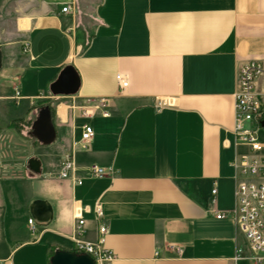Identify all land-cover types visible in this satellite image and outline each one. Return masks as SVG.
<instances>
[{
    "label": "crops",
    "instance_id": "obj_1",
    "mask_svg": "<svg viewBox=\"0 0 264 264\" xmlns=\"http://www.w3.org/2000/svg\"><path fill=\"white\" fill-rule=\"evenodd\" d=\"M0 51V264L81 254L75 238H97V201L113 264H253L234 219L216 214L237 205V69L264 59V0H0ZM69 65L77 91L54 92ZM86 101L109 115L81 117ZM45 106L50 144L30 135ZM26 116L28 131L14 123ZM66 154L82 184L59 177Z\"/></svg>",
    "mask_w": 264,
    "mask_h": 264
},
{
    "label": "built area",
    "instance_id": "obj_2",
    "mask_svg": "<svg viewBox=\"0 0 264 264\" xmlns=\"http://www.w3.org/2000/svg\"><path fill=\"white\" fill-rule=\"evenodd\" d=\"M71 9L70 4L62 7L63 12ZM122 87L127 85L124 75L117 74ZM234 127L233 136L237 146L245 147L247 152L233 165L238 169L240 181L236 188L237 205L231 211L218 212L217 218L231 217L242 231L251 251L250 260L253 264H264V59H248L241 62L237 69V90L234 94ZM169 103L159 100L157 106ZM102 101L96 108H103V116L109 112ZM94 115L91 108L84 107L81 117L90 118ZM94 136V128L90 123H83L81 140L86 148ZM89 173L93 176L106 174L104 167L90 165ZM76 166L72 154H66L62 160L59 177L73 178L76 184H82L79 177H74ZM213 193L216 189L212 190ZM94 218L98 223L97 238L94 241L75 238V250L88 254L102 264H113L116 259L114 251L106 242L107 225L103 222L104 212L101 202L93 206ZM77 235L84 231L85 218L83 208L77 207ZM33 223V218L29 219ZM239 251V250H238Z\"/></svg>",
    "mask_w": 264,
    "mask_h": 264
},
{
    "label": "water",
    "instance_id": "obj_3",
    "mask_svg": "<svg viewBox=\"0 0 264 264\" xmlns=\"http://www.w3.org/2000/svg\"><path fill=\"white\" fill-rule=\"evenodd\" d=\"M2 65V54L0 51V67ZM79 86V76L72 66L65 67L58 79L51 85V89L56 92L63 90L71 94L75 93ZM264 123V121H263ZM30 135L43 144H50L56 138V130L52 122V114L49 106L41 107L34 119ZM27 167L35 174L42 172V162L37 157L27 160ZM52 264H95L92 257L85 253H75L72 251H58L52 257Z\"/></svg>",
    "mask_w": 264,
    "mask_h": 264
},
{
    "label": "trees",
    "instance_id": "obj_4",
    "mask_svg": "<svg viewBox=\"0 0 264 264\" xmlns=\"http://www.w3.org/2000/svg\"><path fill=\"white\" fill-rule=\"evenodd\" d=\"M14 123L17 125L18 124L21 125L24 130L28 131L29 126L31 124V119H30V117L26 116V117H23L21 119L15 120Z\"/></svg>",
    "mask_w": 264,
    "mask_h": 264
},
{
    "label": "rangeland",
    "instance_id": "obj_5",
    "mask_svg": "<svg viewBox=\"0 0 264 264\" xmlns=\"http://www.w3.org/2000/svg\"><path fill=\"white\" fill-rule=\"evenodd\" d=\"M96 102H93V104H91V102H89V101H86V103L84 104L87 108L90 106V104L91 105H93V106H91V107H89V108H91V109H93V108H96V106H97V103L95 104ZM99 103V102H98Z\"/></svg>",
    "mask_w": 264,
    "mask_h": 264
},
{
    "label": "bare ground",
    "instance_id": "obj_6",
    "mask_svg": "<svg viewBox=\"0 0 264 264\" xmlns=\"http://www.w3.org/2000/svg\"><path fill=\"white\" fill-rule=\"evenodd\" d=\"M95 264H102V261H95Z\"/></svg>",
    "mask_w": 264,
    "mask_h": 264
}]
</instances>
